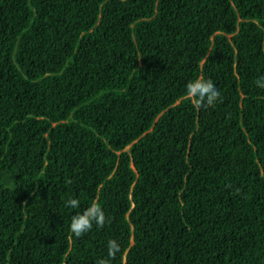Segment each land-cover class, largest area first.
<instances>
[{"label": "trees", "instance_id": "1", "mask_svg": "<svg viewBox=\"0 0 264 264\" xmlns=\"http://www.w3.org/2000/svg\"><path fill=\"white\" fill-rule=\"evenodd\" d=\"M260 77L264 0H0V264H264Z\"/></svg>", "mask_w": 264, "mask_h": 264}, {"label": "clouds", "instance_id": "2", "mask_svg": "<svg viewBox=\"0 0 264 264\" xmlns=\"http://www.w3.org/2000/svg\"><path fill=\"white\" fill-rule=\"evenodd\" d=\"M259 88H264V77L256 81ZM184 98L193 106L195 110L207 112L222 102L220 90L211 82L195 81L189 83L184 91ZM65 207L71 208L76 213L71 217L70 231L80 238L93 230L94 227L103 226L107 217L96 201L91 202L87 207L81 206V202L76 198H69L65 201ZM121 252L120 243L115 239H110L107 243V258L99 260L98 264H111V261Z\"/></svg>", "mask_w": 264, "mask_h": 264}]
</instances>
